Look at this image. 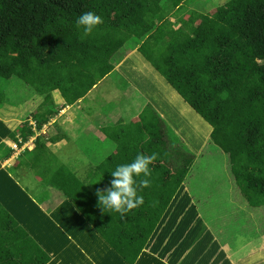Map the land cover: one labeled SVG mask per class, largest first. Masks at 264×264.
<instances>
[{
	"label": "trees",
	"instance_id": "1",
	"mask_svg": "<svg viewBox=\"0 0 264 264\" xmlns=\"http://www.w3.org/2000/svg\"><path fill=\"white\" fill-rule=\"evenodd\" d=\"M182 1L0 0V108L4 103H10L4 96L15 83L27 86L39 99L34 100L33 109L8 137L20 146L35 130L41 129L58 110L54 94L65 104H72L86 94V86L61 52L78 60L73 52L83 49L89 58L93 56V67L103 64L94 57L97 53L92 44L78 38L94 39L100 50L115 60L143 40L162 20L163 26L169 29L182 48L178 51L182 55H179L181 64L195 68L194 74L200 82L197 89L212 93L211 97L201 99L198 97L200 93L196 94L192 89L186 92L185 89L184 96L209 124L214 126L218 122L220 126L217 127H222L216 136L219 137L218 153L223 156L224 163L228 164L227 154L232 153L227 150L236 147L235 133L243 121L250 120L240 134L245 148L231 157V173L246 203L253 208L263 205L264 125L257 123L264 121V0H224L208 13L192 11L187 18H181L177 28L172 29L165 15L171 10L179 11ZM89 11L98 15L101 23L84 35L77 29L75 21ZM163 73L177 87H183L184 83L179 82L180 73ZM211 78L216 85H212ZM254 89L258 90L255 106L246 103L247 98L256 94ZM235 103H238L236 109L237 106L241 108L238 114L241 112L243 118H232L229 110L226 115L217 117L219 112ZM29 116L33 125L29 123ZM104 123L97 120L99 136L89 134L87 138L79 134L76 138L80 148L91 146L88 168L81 171L85 175L78 179L75 172L79 171L73 169L67 173L74 174L73 179L67 180L69 177L66 176L63 179L67 180L64 183L68 189L86 184L85 190L92 192L96 205L97 190L108 185L110 173L117 164L130 162L137 153L155 154L148 165L150 183L138 188L143 200L137 207L123 213L105 211L107 215L99 219L94 203L91 210L78 205L97 230L103 233L108 229L106 238L110 244L135 256L161 222L195 155L179 137L169 132L165 121L148 104L136 120L111 125ZM210 139H214L213 135ZM109 146H113L112 151ZM93 150L98 151L97 156L93 155ZM12 152L11 147L0 143V159L7 158ZM30 152L24 148L6 167L14 178L18 179L21 168H33L27 161ZM37 177L45 185L51 183L49 178ZM56 187L66 194L61 187ZM31 194L38 202H43L52 192L43 198ZM261 225L264 233V223ZM73 242L76 246L81 243L78 238ZM142 254H139L138 262L145 260L146 256ZM49 258L48 253L0 203V264H45Z\"/></svg>",
	"mask_w": 264,
	"mask_h": 264
},
{
	"label": "crops",
	"instance_id": "2",
	"mask_svg": "<svg viewBox=\"0 0 264 264\" xmlns=\"http://www.w3.org/2000/svg\"><path fill=\"white\" fill-rule=\"evenodd\" d=\"M186 1L183 0L181 2V7ZM187 9V12H182L181 17L176 15L178 11L175 10L166 13L165 17L170 28H177L181 18H187L192 11L208 13L200 10L204 9L200 7V4L189 6ZM161 21L156 24L154 29L143 40L115 60L108 58L98 46L97 49L94 45L96 44L94 39H82L75 36L82 42H90L92 44L97 53L94 57L99 58L103 64L102 66L99 64L97 67H93L91 65L93 56L89 58L83 49L73 52V55L78 56V60L68 58L60 51L64 60L86 86L87 92L72 104H65L54 94L58 110L56 114L43 124L47 131L53 127L52 134L48 136L51 140V142H48L54 146L52 154L55 155V152L60 149H62L64 155L68 152H76V149H73L67 142L76 143V138L79 137L78 132L81 131L76 127L70 129L68 124L66 127L65 124L58 125L55 123L56 119L62 116V113H66V109L68 110L66 113L68 121L72 122L73 118L77 120V115H79L82 118L84 117L86 126L94 118L100 121V124L101 121L116 124L138 119L147 104L164 121L166 120L172 128L171 132L179 137L189 150L193 148V150L196 149L195 151H198L200 147L198 145H201L207 136L211 138L212 135L214 137L212 142L218 147L219 137L216 134L221 131L222 127H217L220 126L218 123L214 126L206 124L205 122L207 121L189 103L184 93L185 89L186 92L192 89L196 94L200 93L199 97L201 99H207L208 92L197 89L198 80L194 74L195 68L184 67L181 64L178 51L182 50V48ZM65 32L68 33L67 31ZM163 60L167 61L164 67L167 71L160 67V63ZM162 70L165 73L167 72V74L175 71L180 73L182 78L179 82L184 83L183 87H177L178 85L170 82ZM113 73L116 74L113 75ZM117 74L123 76L124 87L133 89L132 91L134 92L129 95H132L135 101L126 97L124 104H122L123 92L117 88L119 86H116L118 81ZM4 97L10 103H4L3 109L0 108V143L3 142L6 147H11V143L14 141L8 137V134L16 129L18 124L16 125L15 119H8L7 114L5 119L8 120L4 119L5 107L22 108L21 103L27 100H31L33 103L37 97L29 96L26 89L17 84L6 91ZM126 103H134V105L128 106ZM33 105L29 106L28 103L24 105L23 113L19 117L18 122L20 120L23 121L29 111L33 109ZM70 115L72 118H69ZM28 120L31 122L32 118L29 116ZM202 122L205 124H202ZM11 124H14V128H11ZM259 124L263 125L264 122ZM97 126L99 127V124ZM243 127H240L241 130L235 134L237 138L236 147L232 150H230L231 148L227 150L232 152L227 154L228 164L231 157L245 147L240 141V133ZM84 132L85 130L80 134L88 138L90 133L84 134ZM28 139L26 140L28 143L26 141L23 142L25 146H28L31 142ZM35 142H32L33 146L31 148L27 147L29 151L32 152L36 149H34ZM66 146L69 147V150L64 153L63 149ZM19 153L18 149H13L10 156L0 159V203L48 253L50 258L45 264H58V262L62 264L60 263L62 256L64 259L68 258L66 253L76 257L75 252L65 250V245L73 246L71 241L76 238L81 241L76 247L84 254L75 264H253V255L256 252L264 251V240L263 243L260 242L257 246L251 245L249 239L240 240L237 246L234 244L232 247L229 241L219 239L208 218L197 209L192 195L189 196L180 192L176 193V196L174 195V200L172 199V203H170L163 216V218L167 216L169 219L166 218V221L162 218L158 224L161 227L154 230L148 242L139 248L135 256L126 254L123 249L118 250L107 241L108 229H104L103 233L97 230L84 214L85 211H82L79 208L80 205L78 206L67 193L58 195L57 192L52 191V195L45 198L43 202H38L34 199L32 194L20 182L19 175L18 179H16L6 170V167L14 162ZM90 159L88 157L86 166L89 165ZM27 161L30 162L29 159ZM61 163L64 165L70 164V162ZM182 186L184 188L187 187L184 181L177 191H180ZM185 191H187V188ZM91 207H93L92 199H88V204H81L82 209L91 210ZM247 215L253 218L254 212L247 213ZM61 233L65 234V238L69 239H64ZM262 236H264V233H262ZM52 239H55L56 242L64 240V243L60 241L56 245V249L59 252L55 250V256L50 251L52 245L55 244ZM246 245L250 250V254L239 253V249ZM59 247H62L63 250L61 251ZM142 252L144 253L142 254ZM140 253L146 256L143 262H138ZM67 263L74 264L71 262ZM257 264L260 263L258 262Z\"/></svg>",
	"mask_w": 264,
	"mask_h": 264
},
{
	"label": "rangeland",
	"instance_id": "3",
	"mask_svg": "<svg viewBox=\"0 0 264 264\" xmlns=\"http://www.w3.org/2000/svg\"><path fill=\"white\" fill-rule=\"evenodd\" d=\"M223 1L224 0H187L185 3H183L181 10H179L176 13V15L181 17L182 12H187L188 10L187 7L192 6V5L197 6L198 4H200V7L204 8V9H200L201 11L210 12L211 10L214 9L216 5L221 4ZM94 45L98 49L97 45L96 44ZM166 63H167L166 60H163L160 63V67L163 70H165L164 67ZM165 71H167V69ZM114 74L116 73H113V75ZM249 75L247 77H249ZM116 76L118 78L116 86H119L117 88L122 90L123 92L122 104H124L126 97L135 101L134 97L132 95H129L131 92H134L132 91L133 89L131 87H124V80H123L122 75L117 74ZM210 81L212 85H216L214 84L215 80L213 78H211ZM15 84L26 89V92H28L29 96L36 97L33 95V92L27 86L21 83L20 84L15 83ZM15 84H13L11 87H13ZM197 84L198 85L200 84L199 80L197 81ZM253 91L255 93L256 90L254 89ZM257 94H258V90L256 91L255 95L253 94L251 97L247 98L248 100L246 101V103L251 104L253 106L256 105L254 101H255ZM216 95H221V94H216ZM208 96L211 97L212 93L208 92ZM26 103H28L29 106L33 104L31 100L29 101L27 100L26 102L20 104L22 108L5 107L4 116H3L4 119L7 114L8 119H15L16 125L17 124L19 125L22 121L20 120L18 122V119H20L19 117L22 115L23 113L22 109ZM126 104L128 106L134 105V103H126ZM237 104L238 103H235V105H230L229 107H227L226 111L219 112L217 117L219 118V117H222L223 115H226L227 111L229 110V113H231L232 116H234L232 118H238L239 116L243 118L241 115V112L238 114V109H241V108H239V106H237V109L235 108ZM208 108L210 110L213 109V108H210L209 106ZM67 112L68 110L66 109V113ZM66 113H62L61 114L62 116L57 118L55 123H57L58 125L65 124L66 127L68 124V127L70 129L73 127H76L79 131H81V132L77 131L79 134L85 130L84 134L90 133V134H93V135L96 134L97 136H99L98 131L100 130H98L99 127L97 126L98 124L95 118L94 120H90V122H88L89 124L85 126L86 121L83 119L84 117L82 118L81 116L77 115L78 116L77 120L73 118L71 122V121H68ZM198 113L202 116L200 112ZM216 113L217 111L214 112L213 115H215ZM69 118H72V116L70 115ZM203 118L202 120L204 121ZM8 119H5V120H8ZM249 121L250 120L243 121L244 125ZM30 123L33 124L34 121H31ZM205 123L207 124L208 122H205ZM205 123L202 122V124H205ZM104 124L111 125L110 122H107V123L105 122ZM165 124L170 129L169 132H171L172 128L166 122V120H165ZM208 125L210 124L208 123ZM10 126L11 128L12 127L14 128V124L13 125L11 124ZM242 127L243 125L241 126V128ZM52 129L49 128V131H47V129H45V126H43L41 127V129L35 130L33 135L28 139L29 141H31L28 144V146H25L24 144H22V146L18 149V151L22 153V150L24 148H27V147L31 148L33 146L32 142H35L37 138V141L35 142L36 144L35 146H37V149L33 150L31 154L29 153L27 157V160L29 159L30 161L29 163H31L30 164L31 167H33L34 169L33 168L32 169L21 168L20 172H18L20 182L28 189L30 194L33 193L34 196H36L37 198H43L45 194L50 195V193L52 192V189L55 190L57 189L56 186H58V187H61V189L64 190L66 193L70 194V196L75 199L74 202L77 205L81 206L82 203L88 204V198L92 199L95 205V200L92 195V192L90 190H85L86 188L84 187V185L86 184L80 185V186H74L68 189L64 183L67 180L73 179L74 174L72 175L67 174L73 169H76L79 171V172H75L78 179H81L82 176L85 175L84 172H81V171H84V169L88 168L86 164L88 162V156L92 154L91 146H88L89 147V150H88L87 146L86 147L83 146L80 148L75 142L68 141L67 144L71 145L73 149H76V152L75 153L68 152L66 155H64L62 152V149H60L59 151H56L54 155L52 154L54 152L53 151L54 146L52 143H50L51 140L48 137L49 135L52 134L51 133ZM82 141L85 142L86 140H82ZM58 143H61V142H58ZM95 143H97V141ZM11 145L13 146L12 143ZM198 146H200L198 151H195L196 149L193 150V148H190V151L194 153L195 157L184 179V183L187 186V187L185 186L187 188V191H185L186 188L182 186L181 190L176 191V193L182 192V193L188 194L189 196L192 195L197 209L204 216L208 218L210 224L213 226L214 230H216V234L218 235L219 239L229 241L232 247L234 246V244L235 246H237V243L240 240L244 241V240L249 239L251 242V245L253 246H257L260 242L263 243L264 236H262V233H261V230L263 228L261 224L264 223V214H263L264 204L261 206L255 207V208L247 206V203L245 199L243 198L242 194L240 193L238 186H236L235 182L233 181L230 175L229 164H226L223 162V159H222L223 156L218 153V147L212 142L210 138H208V136L206 137V139H204L203 143ZM112 147L113 146H109L110 151L113 150ZM68 150H69L68 146H66L63 149L64 153L67 152ZM97 152L98 151L93 150V155L97 156L98 154ZM102 157H104V155H102ZM77 161H80V162H77ZM61 162L63 163L70 162L71 165H68V164L64 165ZM40 175L41 177L44 176L47 179L49 178V180H51L52 187L50 186V184L45 185L43 182H41L39 178L37 177V176L40 177ZM64 176L69 177V179L64 180L63 179ZM57 193L58 195H61L59 192ZM96 207L98 209L97 214H98L99 219L104 218L107 215L106 212L100 211L99 207L98 206ZM250 212H254L253 218L248 217V215L246 216V214ZM166 218L169 219L167 216H165L163 219L167 221ZM222 224H224V226H222ZM160 227L161 226H157L156 228H160ZM260 227L262 228L260 229ZM61 235L63 236L64 239H69V238H65L64 236L65 234L61 233ZM52 240L55 244L52 245V247L50 248V251L52 255L55 256L54 251L55 250L57 251L56 245L59 244L60 241L64 243V240H60L58 242H56L55 239H52ZM71 243L73 246L64 244L66 246L65 250L67 249L72 252H75L76 257H74V255L71 256L69 253H66L68 258L64 259V257L62 256V259L60 260V263L62 264H68L67 262H71L75 264L77 260L84 254L82 251L79 250L78 247H76V244H74L73 241H71ZM59 248L61 249V251L63 250L62 247H59ZM249 251L250 250L247 245L239 249V253L244 252L246 255L250 254ZM253 261H254L253 264H257L258 262L260 264H264V251L256 252L253 255ZM79 264H82V263H79Z\"/></svg>",
	"mask_w": 264,
	"mask_h": 264
},
{
	"label": "clouds",
	"instance_id": "4",
	"mask_svg": "<svg viewBox=\"0 0 264 264\" xmlns=\"http://www.w3.org/2000/svg\"><path fill=\"white\" fill-rule=\"evenodd\" d=\"M99 23H101V18L91 11L82 13L75 21L77 29L82 31L84 35L92 32L94 27ZM257 124L260 125L259 123ZM12 144L13 146H11V148L16 150L19 149L23 143L20 146H17L15 142ZM154 158V153L150 156L137 153L130 162L117 164L110 173L111 179L108 185L103 190H97L96 192L97 206L100 211L123 213L140 205L143 198L138 194V188L147 187L149 185L150 180L147 179V177L150 176L151 170L148 165ZM230 160L229 170L232 177ZM56 190L62 194L58 189Z\"/></svg>",
	"mask_w": 264,
	"mask_h": 264
}]
</instances>
